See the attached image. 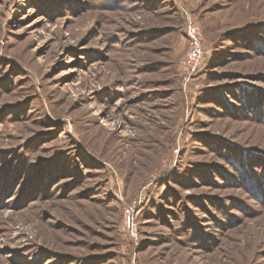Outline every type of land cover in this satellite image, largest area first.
Returning a JSON list of instances; mask_svg holds the SVG:
<instances>
[{"label":"rangeland","instance_id":"374dc122","mask_svg":"<svg viewBox=\"0 0 264 264\" xmlns=\"http://www.w3.org/2000/svg\"><path fill=\"white\" fill-rule=\"evenodd\" d=\"M0 264H264V0H0Z\"/></svg>","mask_w":264,"mask_h":264},{"label":"built area","instance_id":"2783aa9c","mask_svg":"<svg viewBox=\"0 0 264 264\" xmlns=\"http://www.w3.org/2000/svg\"><path fill=\"white\" fill-rule=\"evenodd\" d=\"M187 38L189 45L181 61V72L186 82L195 74L202 64L204 49L197 27L189 23L187 27Z\"/></svg>","mask_w":264,"mask_h":264}]
</instances>
